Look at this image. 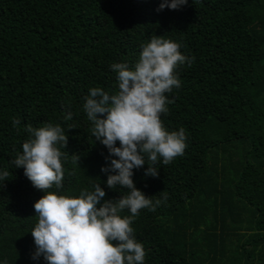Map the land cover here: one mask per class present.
I'll return each instance as SVG.
<instances>
[{"label": "trees", "instance_id": "obj_1", "mask_svg": "<svg viewBox=\"0 0 264 264\" xmlns=\"http://www.w3.org/2000/svg\"><path fill=\"white\" fill-rule=\"evenodd\" d=\"M161 2L0 0V172H9L0 180V264H47L32 259L31 235L45 193L11 163L27 125L60 124L68 136L63 187L49 191L78 196L100 183L105 199L128 194L108 188L101 168L116 157L106 160L83 104L93 87L115 94L111 65L134 68L142 45L161 35L194 61L177 69L181 86L161 114L167 130L185 129L184 154L159 160L158 177L145 176L147 158L133 169L136 188L161 200L132 224L144 264H264V0H188L157 11Z\"/></svg>", "mask_w": 264, "mask_h": 264}, {"label": "clouds", "instance_id": "obj_2", "mask_svg": "<svg viewBox=\"0 0 264 264\" xmlns=\"http://www.w3.org/2000/svg\"><path fill=\"white\" fill-rule=\"evenodd\" d=\"M187 3L162 0L157 11L166 7L177 10ZM181 47L162 35L153 36L142 45L134 68L127 63L111 65L118 74L115 94L93 87L85 97L83 110L93 124L92 135L107 147L106 160L116 157L101 168L109 173L107 186L116 189L119 185L128 191L127 195L105 199L100 183L94 184L91 191H80L78 196L49 191L54 186L63 187V160L67 154L61 149L67 147L68 136L60 124L26 126L29 139L11 163L23 168L33 187L45 193L34 204L38 222L31 231L36 246L32 259L43 256L47 264H144L146 251L137 241L132 224L140 210L155 211L161 200L153 201L136 188L133 169L143 167L147 158L145 176L158 177L154 165L161 159L165 165L171 163L187 147L185 129L169 131L161 120V114H166L172 103L166 94L181 86L177 69L186 63L191 67L194 61L182 54ZM64 119L71 120L72 113ZM19 123L13 120L14 127ZM79 159L73 155L74 163ZM8 176L7 170L0 172V180ZM125 210L130 215H121Z\"/></svg>", "mask_w": 264, "mask_h": 264}]
</instances>
